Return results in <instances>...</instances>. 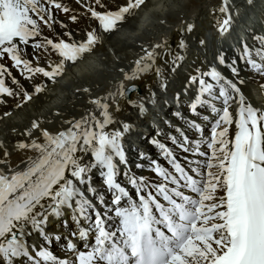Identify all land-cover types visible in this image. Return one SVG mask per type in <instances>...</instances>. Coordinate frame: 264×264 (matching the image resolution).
<instances>
[{"label":"snow or ice","instance_id":"obj_1","mask_svg":"<svg viewBox=\"0 0 264 264\" xmlns=\"http://www.w3.org/2000/svg\"><path fill=\"white\" fill-rule=\"evenodd\" d=\"M75 2L82 11L64 0H0V104L10 97L13 108L21 109L47 88L40 82L29 90L14 72L56 84L69 64L84 61L102 42L97 28L112 34L146 5V0H124L115 8L102 0ZM212 12L223 37L240 10L221 0ZM60 13L72 23L87 16L97 27L76 39ZM193 29L189 22L181 31ZM253 40L252 46L242 40L231 57L218 50L211 63L188 75L184 95L191 86L190 99L182 101L180 92L174 97L179 123L165 120L169 131L156 128L149 138L166 164L144 151L134 165L129 160L123 138L135 124L116 115L123 111L118 97L137 118L146 116L157 103L156 89L167 90L169 74L186 58L184 38L175 52L167 42L141 43L142 55L131 69H117L123 78L116 91L89 100L98 111L62 120L67 126L58 130L31 120L22 132L27 140L14 146L33 153L22 168L11 164L0 141V264H264V105L248 100L240 68L242 63L264 78V34ZM149 74L156 89L146 83V93L133 99L138 86L126 87L125 81ZM77 91L91 95L88 88ZM12 114L5 110L0 119ZM55 223L64 231L52 229ZM33 236L38 239L30 242Z\"/></svg>","mask_w":264,"mask_h":264},{"label":"bare ground","instance_id":"obj_2","mask_svg":"<svg viewBox=\"0 0 264 264\" xmlns=\"http://www.w3.org/2000/svg\"><path fill=\"white\" fill-rule=\"evenodd\" d=\"M231 1L234 2L235 0ZM64 2L67 3L70 7L75 8L77 11L78 9H80L79 6L72 0H69V3L67 0H64ZM220 2L221 0H146V5L142 6V8L136 12V15L134 17L130 18L126 23L120 25L119 29L116 32L112 34H106L100 31L99 28H97V31L100 32L102 42L97 45L93 53L88 54L85 57L84 61H80L76 65L69 64L66 67L65 74L59 79L56 84H52L50 81H47V79L42 75H37L33 80L28 81L23 77H20L17 72H14V75H17V78L20 79L21 83L24 84V86L29 90L34 84L40 82H44L47 85V88L44 93L34 97L32 101H30L21 109L13 108L15 101L10 97L7 99V105L0 104V113L8 109H11L13 113L10 117L0 119V141L3 138L10 141L8 150L11 153V164L14 166L19 165L22 168L24 165L21 163V161L25 160L29 155H33L30 150H14V146L18 140H27V137L20 135V131L24 130L20 125L24 124L25 122H31V120L33 119H37L42 122V127H46L51 130H58L62 127L67 126L62 123V120L71 119L72 117L79 118L80 116L85 115L86 110L98 111L92 104L89 103V100L91 98L102 97L105 96L108 92L116 91L117 81L123 78L122 75H108L107 72L103 71L101 65L113 64L115 67L120 68L124 66V64L135 60L137 56L142 55L140 48H135L138 46H136L133 42L132 45L129 46L121 43L122 35H126V33H129V35H137V39L145 41L143 43L167 42L169 45H171L173 52L178 51L177 44L181 38H184L188 44V47L184 52L186 58L177 67V70L175 72L176 75H173V73H171L169 74V78L179 77L181 72H183L185 66H187V69L190 71V73L197 66L205 67L206 60L204 59L203 52H201V50H203L204 47H207L208 49L206 32L208 34L210 30L215 28V19L212 9L214 7L218 8ZM119 3H124V0H116L115 3L111 5L109 4L110 8H115ZM181 5H183V7L181 8V10L183 9V12L180 13L181 10L177 9ZM168 10L171 11V13H166ZM246 10H249V8H247ZM80 11L82 10L80 9ZM149 13L150 15L148 16ZM60 15L62 17H65V14L63 13H60ZM147 17L148 22L153 18L155 20L164 19L166 23H154L152 25V28H155L157 32L148 35L144 34L145 36L142 38L143 32L142 34H140V31L143 29V25L146 23ZM189 22L194 24L193 31L191 33H188L187 31H181V29L184 28L185 25ZM67 24L73 30L74 38L76 39H80L84 35L85 31L89 28L97 27V22L87 16H82L77 23L67 21ZM124 25L125 27L123 28L122 26ZM128 27L130 28L127 31ZM146 29H150L149 25ZM56 31L60 32L62 30L59 28V26H57ZM45 34L51 35V33L47 31V29H45ZM201 38L206 40V46H201L198 43ZM134 41H136V39ZM194 45L196 47H199V49L196 48L197 51L195 50ZM100 54H102V56H100ZM117 56L120 57V60L116 58ZM51 59L55 60L56 56L53 55ZM189 61H192V65H188ZM41 63H43V61H41ZM92 73L97 74L99 77L94 78ZM252 81L264 83V78L257 76L252 78ZM131 82H135L138 84V92L131 93L133 99H135L137 95H144L146 93V83L156 89V84L151 74L146 77H142L139 81H125V86H127ZM64 83H66L67 85H64ZM169 87L170 82L168 83L167 88ZM83 88L90 89L91 95L83 91H77V89ZM156 90L158 99V94L160 91L158 89ZM74 92L76 94L79 92V99L76 98L74 99L75 101H71L70 103H68L69 105H72V108L70 110H68L67 108H55L54 104L66 102L72 99L75 96ZM118 101L123 108V111L116 114L118 118L130 120L135 124V127L123 138L124 147L127 151L126 154L128 155L129 160L134 165V163L137 162L138 153L144 151L151 157L163 161V158L159 155V150L154 145L149 143V138L155 134L156 128H159L164 132L169 131L167 125L165 127L164 122H158V127L153 126V128L146 133L144 131L145 128H140V131H136L138 127H141L145 124L144 118L146 117L144 116L142 118H137L134 115L133 110L127 106L124 98L118 97ZM150 108L151 106H149V109ZM176 110L177 107H175V109H171V112L174 113ZM181 110L187 112V109L184 105H181ZM48 111H53L50 114L52 115V117L48 119L53 121L50 124L46 123L47 120H42L45 117L44 114H46ZM57 111L60 113V115L55 114ZM173 113L172 118L175 119L176 123H179L178 121H176ZM47 117L50 116H46V118ZM146 121L148 122L149 119L147 118ZM13 128L16 129L15 132L12 131ZM159 139H161L162 142L170 143L166 141L164 136H160ZM135 140L140 141V144L138 147H134L133 149L131 148V145H133V142H135ZM128 151H130L131 153H129ZM133 155H135V157H132ZM178 155L182 158V155L185 156L187 154L179 152ZM163 162L166 164L165 161ZM133 171L137 172L138 174L141 172V170L135 169L134 167ZM143 174L149 175V173L147 172H144ZM120 179L122 180L123 178L120 177ZM94 182L99 184V178L94 176ZM51 228L58 232L64 231V227L60 223L51 225ZM37 239L38 238L36 236H33L30 238V242ZM53 247L55 248V245Z\"/></svg>","mask_w":264,"mask_h":264},{"label":"rangeland","instance_id":"obj_3","mask_svg":"<svg viewBox=\"0 0 264 264\" xmlns=\"http://www.w3.org/2000/svg\"><path fill=\"white\" fill-rule=\"evenodd\" d=\"M67 1L69 3V0H67ZM72 1L76 4L75 0H72ZM115 1L116 0H102V2L105 3V4H107L109 8H110V5L111 4L115 3ZM231 2H233V1H231ZM120 4L121 3H119L118 5H120ZM182 7H183V5H181L180 7H178V9L177 8L176 9L177 10H181ZM78 12H80V9H78ZM181 12H183V9L180 11V13ZM166 13H171V11L168 10ZM149 15H150V13L148 14V16ZM60 19L66 21L65 23H67V20H66L65 17H62L60 15ZM159 20L160 19L155 20V19L152 18L148 22V17L146 18V23L143 25V29L140 31V34H142V32H143L142 38L145 36L144 34H147L148 35V34H153V33H156L157 32V30H155V28H152V25L154 23H157V22H158L157 24H159ZM148 25H149V28L150 29H146L148 27ZM257 25H258V18L255 17L254 20H253V22H252V26L253 27H256ZM147 31H148V33H146ZM135 39H136V41H134ZM121 40H122L121 43L125 44L126 46L132 45V42H133L136 46H138V47H135V48H140L141 43H143V41L141 39H137V35H129V33H126L125 36H121ZM148 44H151V43H148ZM100 56H102V54H100ZM116 58L118 60H120V57L119 56H117ZM130 62H132V61H130ZM130 62H128V63H130ZM128 63H126V64H128ZM126 64H124V66ZM101 66H102L103 71L107 72L108 75H120V73L117 71L118 67H115L113 64H109V65L102 64ZM124 66H122V67H124ZM92 75H93L94 78H98L99 77L97 74H93L92 73ZM74 95L75 96L72 99H70L69 101L60 102V103L54 104L55 105V108H57V109L67 108L68 110H70L72 108V105H69L68 103H70L71 101H75L74 99H76V98L79 99V92L77 94L74 92ZM261 96L263 97V95H261ZM52 112L53 111H48L46 114H44L45 117L42 120H47L46 123H49V124L52 123L53 122L52 120H48V119H50L52 117V115H50ZM46 116H50V117H47L46 118ZM29 124H30V122H25L24 124H22L23 126L22 125H20V126L23 127V129H25L26 127L29 126ZM22 132L23 131H20V135H22ZM1 141H3L4 144H5V146L7 148H9L10 141L8 139L3 138ZM128 152L131 153L130 151H128Z\"/></svg>","mask_w":264,"mask_h":264},{"label":"water","instance_id":"obj_4","mask_svg":"<svg viewBox=\"0 0 264 264\" xmlns=\"http://www.w3.org/2000/svg\"><path fill=\"white\" fill-rule=\"evenodd\" d=\"M132 84H133V83H132ZM130 85H131V84H129L128 86H130ZM128 86H127V87H128Z\"/></svg>","mask_w":264,"mask_h":264}]
</instances>
